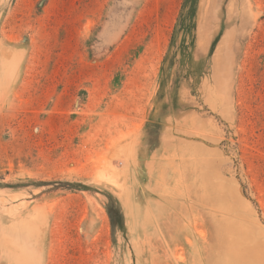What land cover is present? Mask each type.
Here are the masks:
<instances>
[{"label": "rangeland", "instance_id": "rangeland-1", "mask_svg": "<svg viewBox=\"0 0 264 264\" xmlns=\"http://www.w3.org/2000/svg\"><path fill=\"white\" fill-rule=\"evenodd\" d=\"M0 264H264V0H0Z\"/></svg>", "mask_w": 264, "mask_h": 264}]
</instances>
